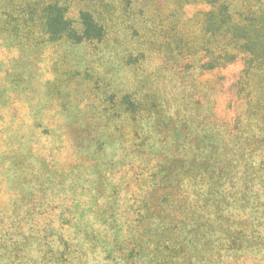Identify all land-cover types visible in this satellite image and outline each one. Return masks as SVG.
Wrapping results in <instances>:
<instances>
[{"label": "rangeland", "instance_id": "rangeland-1", "mask_svg": "<svg viewBox=\"0 0 264 264\" xmlns=\"http://www.w3.org/2000/svg\"><path fill=\"white\" fill-rule=\"evenodd\" d=\"M43 1L0 0V264H264L263 92L201 68L209 5L53 0L110 18L77 43Z\"/></svg>", "mask_w": 264, "mask_h": 264}, {"label": "trees", "instance_id": "trees-1", "mask_svg": "<svg viewBox=\"0 0 264 264\" xmlns=\"http://www.w3.org/2000/svg\"><path fill=\"white\" fill-rule=\"evenodd\" d=\"M105 1L110 17L134 13L132 0ZM197 1L209 5V8L201 10L194 17L202 31V41L194 52L199 53L201 68L205 71L218 70L242 58L243 66L237 85L252 84L257 78L263 96L256 95L253 99L248 95L237 120L245 114L253 115L264 109V0L250 3L246 0H242L243 3H237L236 0H188L186 3ZM92 6L87 4L80 8L76 21H73L67 16L65 5L53 0L43 1L40 8L43 33L49 41L63 37L77 43L100 40L111 26L110 18L100 20L96 6Z\"/></svg>", "mask_w": 264, "mask_h": 264}]
</instances>
